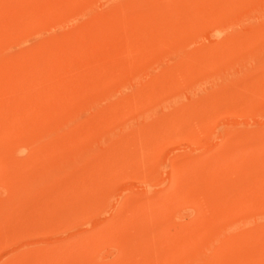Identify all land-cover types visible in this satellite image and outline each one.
I'll use <instances>...</instances> for the list:
<instances>
[{"label": "rangeland", "instance_id": "rangeland-1", "mask_svg": "<svg viewBox=\"0 0 264 264\" xmlns=\"http://www.w3.org/2000/svg\"><path fill=\"white\" fill-rule=\"evenodd\" d=\"M263 8L0 0V264H264Z\"/></svg>", "mask_w": 264, "mask_h": 264}, {"label": "bare ground", "instance_id": "bare-ground-1", "mask_svg": "<svg viewBox=\"0 0 264 264\" xmlns=\"http://www.w3.org/2000/svg\"><path fill=\"white\" fill-rule=\"evenodd\" d=\"M124 1H125V0H124ZM258 12H259V15L264 16V8H263V9H260V11H258ZM261 16H260V17H261ZM227 26H228V25H227ZM227 26H226V27H227ZM220 27H221V26H220ZM222 28H223V27H222ZM222 28H219L218 30H222ZM227 28H228V27H227ZM225 29H226V28H225ZM216 30H217V29H216ZM257 52H258V51H257ZM254 56H255V54H254ZM201 81H202V80H201ZM179 96H180V95H179ZM175 99H176V98H175ZM46 129H47V128H46ZM16 172H17V171H16ZM28 185H29V184H28ZM242 222H243V221H242ZM242 222H241V221H239V222L237 221L236 223L240 225V223H242ZM234 223H235V222H234ZM229 224H230V223H229ZM235 225H236V224H235ZM236 226H237V225H236ZM222 228H223V227H222ZM222 228H221V229H222ZM206 264H207V263H206Z\"/></svg>", "mask_w": 264, "mask_h": 264}]
</instances>
